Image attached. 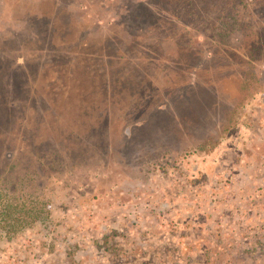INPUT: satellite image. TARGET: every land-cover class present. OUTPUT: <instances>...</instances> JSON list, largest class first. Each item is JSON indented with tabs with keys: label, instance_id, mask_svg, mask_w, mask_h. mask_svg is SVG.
Returning a JSON list of instances; mask_svg holds the SVG:
<instances>
[{
	"label": "rangeland",
	"instance_id": "374dc122",
	"mask_svg": "<svg viewBox=\"0 0 264 264\" xmlns=\"http://www.w3.org/2000/svg\"><path fill=\"white\" fill-rule=\"evenodd\" d=\"M167 1L0 0V264H264V33Z\"/></svg>",
	"mask_w": 264,
	"mask_h": 264
},
{
	"label": "trees",
	"instance_id": "16d2710c",
	"mask_svg": "<svg viewBox=\"0 0 264 264\" xmlns=\"http://www.w3.org/2000/svg\"><path fill=\"white\" fill-rule=\"evenodd\" d=\"M226 1V2H225ZM251 2H247L248 4H252V10L250 11V15L253 19V23H254V27H255V31H254V34H253V42L254 43H259V34H258V30H260L261 33H264V0H249ZM172 2V0H171ZM170 1H167L166 2V8L170 11V10H176L175 7H172V2L171 3ZM196 5L200 6L202 9H199L201 12H204L205 14H214V13H217V16L220 17L222 15H226L227 13H232V12H235V13H238V11L235 9L239 6L236 5V3L238 4H244V8H247L245 4V1L244 0H195L193 1ZM229 4V6H227ZM230 9V10H229ZM261 25V27L258 26V24ZM256 33V34H255ZM260 48H262V45H258ZM200 66V65H199ZM198 66V67H199ZM194 67L192 66V69ZM137 71V69H135ZM138 77L140 78H143L141 75H140V71L138 70ZM189 75V73H188ZM195 82H189V83H186L185 84V87L189 85H193ZM180 88V87H178ZM184 87H181L180 90H182ZM188 88V87H186ZM185 88V89H186ZM180 90H177L175 91V89L170 93V94H167L168 96H165L164 100L167 101V102H173L175 101L176 99V95L177 93H182ZM17 94V91L13 90V92L11 93L12 95V100L11 102L9 103V105H7V107L11 106H15L16 103H17V100H19L18 96L16 95ZM161 98V97H160ZM6 98L4 95H1V99H0V110L3 109V107L5 106L6 108ZM10 100V99H9ZM164 100H161L159 99L158 102H161V101H164ZM200 107V106H198ZM155 109V108H152V110ZM159 109V108H158ZM146 110V109H145ZM148 113V110L146 111ZM1 132V130H0ZM1 133H4V132H1ZM45 146H42L41 149H44ZM27 148H21V153L23 151H26ZM36 148H31L29 151L34 155L36 156V159L32 160V161H35V166H36V169L33 170V175H40L41 172L44 170V164L41 163L39 161V159L37 158V152L35 150ZM35 179V178H34ZM33 179V176H32V181L35 183ZM35 185L37 186V189H40V187H43L42 185V182L38 181L37 183H35ZM1 190V189H0ZM15 190L16 189H12L11 188V192H13L15 194ZM0 195H2L0 193ZM2 200V199H1ZM0 200V220H2L3 222H6L9 218L12 217V215L16 214L20 209L21 207L24 206L26 202V198H22L18 203L15 202L16 201V196H13V197H9L7 198V202L4 200V202H2ZM34 204H37L35 202H33ZM39 210H36L35 208H32L31 210H29V213L31 215V217L35 218V216H38L39 215ZM35 214V216H34ZM21 216H24V212H20L18 214V217H21ZM3 227H6V226H3Z\"/></svg>",
	"mask_w": 264,
	"mask_h": 264
}]
</instances>
